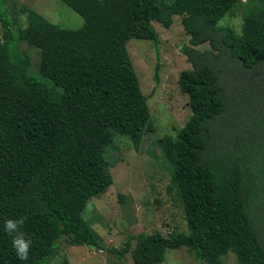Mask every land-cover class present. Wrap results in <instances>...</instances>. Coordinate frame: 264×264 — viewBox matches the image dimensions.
<instances>
[{"label": "trees", "instance_id": "1", "mask_svg": "<svg viewBox=\"0 0 264 264\" xmlns=\"http://www.w3.org/2000/svg\"><path fill=\"white\" fill-rule=\"evenodd\" d=\"M60 1L83 19L79 29L32 10L22 25L8 0H0V264H50L62 240L102 249L82 214L110 185L105 149L115 148L116 136L138 147L150 122L126 45L133 39L158 45L152 23L169 29L175 16H183L189 37L181 50L191 69L178 83L191 116L174 138L157 144L172 168L170 189L183 205L187 232L140 233L106 251L119 258L130 252L134 264H159L167 250L181 247L206 264H224L228 252L237 264H264L256 228L263 218L264 179L257 167L264 107L260 113L248 104L247 127L232 114L225 118L232 98L216 65L226 57L241 73L264 68V0L251 2L239 33L218 25L242 0ZM22 44L40 52L36 76ZM206 44L208 51L195 49ZM261 94L251 93V101ZM224 121L230 125L221 128ZM237 124L240 142L230 135ZM245 141L252 153L243 149ZM17 218L30 241L26 260L13 247L16 233L4 230L7 219Z\"/></svg>", "mask_w": 264, "mask_h": 264}, {"label": "rangeland", "instance_id": "2", "mask_svg": "<svg viewBox=\"0 0 264 264\" xmlns=\"http://www.w3.org/2000/svg\"><path fill=\"white\" fill-rule=\"evenodd\" d=\"M251 2L253 0H242L241 6L219 23V28H230L239 33ZM8 4L11 16H17L22 25L26 24L25 13L28 10L35 11L65 29L77 30L83 24V19L60 0H8ZM182 18L183 16L173 17L169 29L152 23L158 36V45L135 39L126 45L141 92L147 97L150 122L138 147L130 139L116 136L113 139L115 148L105 149V175L109 178L110 185L102 193L91 197L82 214L83 219L90 221L91 228L100 237L102 249L68 246L62 240L61 253L50 264H134L130 252L119 258L106 250L121 249L129 236L140 233L158 232L162 236H169L172 232H187L183 205L176 189H170L172 168L163 158L157 144L164 136L174 138L191 116L188 95L180 91L178 83L181 75L191 69L181 50L189 46V37L181 24ZM21 47L31 58V75H38L41 63L39 50L31 49L26 44ZM195 49L202 53L210 47L206 44ZM216 65L223 68V73L220 74L221 85L225 86L228 99L232 98L229 102L230 111L225 118L228 119L229 114H232L235 121L238 120L247 127L248 121L244 119L250 112L249 103L260 113L263 112L264 97L258 96L252 102L251 93L263 92L264 68L241 73L226 57H221ZM261 95L264 96V92ZM228 125L230 123L224 121L221 128ZM235 126L232 129L236 132H231L230 135L240 142L241 138L244 139L240 132L241 126ZM262 137L264 140V132ZM242 147L246 152L252 153L246 141L242 143ZM262 150L261 146V157L264 156ZM261 157L258 158L257 169L264 179V170H261L264 169V160ZM261 204L259 208L263 211V218L257 222L256 228L264 242V201ZM255 213L252 217L256 223V210ZM134 245L133 241L132 246ZM223 262L237 264L232 252L223 257ZM159 264L206 263L198 260L186 247H181L167 250Z\"/></svg>", "mask_w": 264, "mask_h": 264}, {"label": "clouds", "instance_id": "3", "mask_svg": "<svg viewBox=\"0 0 264 264\" xmlns=\"http://www.w3.org/2000/svg\"><path fill=\"white\" fill-rule=\"evenodd\" d=\"M22 224V218L7 219L4 223V230L10 234L16 233L12 241L13 247L16 249L17 256L22 260H26L28 258V249L30 247V241L26 240L24 238L23 233L19 231V226Z\"/></svg>", "mask_w": 264, "mask_h": 264}, {"label": "water", "instance_id": "4", "mask_svg": "<svg viewBox=\"0 0 264 264\" xmlns=\"http://www.w3.org/2000/svg\"><path fill=\"white\" fill-rule=\"evenodd\" d=\"M90 247H93V246L90 245Z\"/></svg>", "mask_w": 264, "mask_h": 264}]
</instances>
